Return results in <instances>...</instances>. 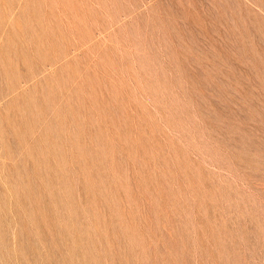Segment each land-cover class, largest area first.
Here are the masks:
<instances>
[{"label":"rangeland","instance_id":"obj_1","mask_svg":"<svg viewBox=\"0 0 264 264\" xmlns=\"http://www.w3.org/2000/svg\"><path fill=\"white\" fill-rule=\"evenodd\" d=\"M0 264H264V0H0Z\"/></svg>","mask_w":264,"mask_h":264}]
</instances>
